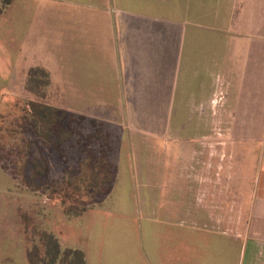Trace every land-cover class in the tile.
Returning a JSON list of instances; mask_svg holds the SVG:
<instances>
[{
  "label": "crops",
  "instance_id": "0c3cea01",
  "mask_svg": "<svg viewBox=\"0 0 264 264\" xmlns=\"http://www.w3.org/2000/svg\"><path fill=\"white\" fill-rule=\"evenodd\" d=\"M6 11L0 41L14 56L0 77L46 68L50 105L112 142L136 196L134 264H264V0Z\"/></svg>",
  "mask_w": 264,
  "mask_h": 264
},
{
  "label": "rangeland",
  "instance_id": "374dc122",
  "mask_svg": "<svg viewBox=\"0 0 264 264\" xmlns=\"http://www.w3.org/2000/svg\"><path fill=\"white\" fill-rule=\"evenodd\" d=\"M1 5L0 0L3 12ZM8 5L0 23L7 24ZM0 45V65L7 58V68L14 55ZM30 69L27 78L0 77V264H32V251L52 263L44 230L62 250L81 249L85 264H134L136 196L128 175H115L107 184L103 174L94 180L92 167L82 164L87 158L79 154L82 133L90 141L89 134L101 135L103 127L79 126L66 109L68 114L58 117L50 105L55 95L47 92L49 85L29 80ZM101 137L110 155L113 144ZM35 166L46 173L38 175Z\"/></svg>",
  "mask_w": 264,
  "mask_h": 264
},
{
  "label": "trees",
  "instance_id": "16d2710c",
  "mask_svg": "<svg viewBox=\"0 0 264 264\" xmlns=\"http://www.w3.org/2000/svg\"><path fill=\"white\" fill-rule=\"evenodd\" d=\"M1 1H2L1 11H4L5 10L4 8L8 5L10 0H1ZM30 79L31 80L35 79L42 86H47L50 83V73L44 67L41 66L32 67L29 71V80ZM39 93L40 92H37V94ZM44 93L45 92L43 91L42 94ZM46 108L48 110H51L52 112V109L50 107H46ZM53 111H57L59 115L58 117L62 116V113H65V115L68 114L67 111L60 108L53 109ZM70 115L73 120H77L76 122L79 123V126L94 127L95 125H97L94 119H89L86 116L77 115L74 113H70ZM48 116L50 118L52 114H49ZM90 132L91 130L88 133ZM93 132L94 133L89 134V137H91V139L89 138L90 141L86 140L87 137H85L83 133L81 135V139L79 140V146H78L79 154L82 159L87 158L88 160V161H84L82 164L83 165L87 164V166L90 168L92 167V173L96 174L93 177L94 180L99 179V175L103 174L102 179L104 184L111 183L115 177V168L110 160L111 157L109 155V152H106L105 150L103 151L104 145H102V143H106V142L102 140L101 137L102 134L100 135L97 134L95 131ZM94 143L95 144L97 143V145H94ZM35 172L38 173V175H41L46 173V169H44V167L42 166L36 167ZM104 189L106 190V188ZM66 211L68 212V214H73L69 209H66ZM44 231L46 234V244L48 245L49 249L52 250V253H50V255L54 261H52V263L45 262V260L42 261V257L39 254H37V252L30 251L31 252L30 258L32 260V264H85L86 263L85 254L81 249L66 248L62 250L55 235L53 233L46 232V230Z\"/></svg>",
  "mask_w": 264,
  "mask_h": 264
}]
</instances>
